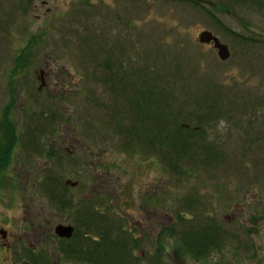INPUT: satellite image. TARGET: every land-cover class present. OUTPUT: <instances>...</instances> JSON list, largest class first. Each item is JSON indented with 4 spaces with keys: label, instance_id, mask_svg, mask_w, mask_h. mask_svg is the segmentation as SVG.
Returning a JSON list of instances; mask_svg holds the SVG:
<instances>
[{
    "label": "rangeland",
    "instance_id": "1",
    "mask_svg": "<svg viewBox=\"0 0 264 264\" xmlns=\"http://www.w3.org/2000/svg\"><path fill=\"white\" fill-rule=\"evenodd\" d=\"M213 1L216 7L194 0H0V127L48 124V144L50 134L74 128L85 143L124 161L112 171L127 185L117 183L110 203L102 192L94 203L103 212L77 227L87 249L103 241L97 227L108 219L122 225L113 236L143 258L135 264H264V0ZM203 30L228 45L227 60L199 43ZM14 66L30 79L16 103L6 97ZM40 69L60 83L50 82L48 94L38 90ZM117 73L123 77L113 84ZM141 90L151 95L141 97ZM19 105L28 109L18 117ZM182 123L188 128L176 126ZM53 159L47 195L55 226L77 218L74 207L84 206L93 174L105 172L85 166L78 178L84 185L66 192L76 198L66 210L63 183L77 166ZM42 190L37 180L35 191ZM145 191L155 198L142 209ZM0 202V213L10 216L8 202ZM119 203L123 209L114 213ZM130 221L135 244L123 230ZM189 228L212 231L217 246L193 256L183 241ZM51 230L56 250L62 244Z\"/></svg>",
    "mask_w": 264,
    "mask_h": 264
},
{
    "label": "flooded vegetation",
    "instance_id": "2",
    "mask_svg": "<svg viewBox=\"0 0 264 264\" xmlns=\"http://www.w3.org/2000/svg\"><path fill=\"white\" fill-rule=\"evenodd\" d=\"M18 71L20 72V68L14 66L13 79H8L10 90L6 96L8 101L15 103L19 101L21 92L23 96L26 93L22 84H27L30 80L22 79L21 73ZM48 74L50 75L51 72L48 73V71L40 69L37 78L38 90L41 92L42 88L46 89L47 94L48 89L53 86L50 82L60 84L58 81L48 80ZM22 106L19 105V107ZM19 107L15 108L18 110L16 113L18 117L23 115L22 110L25 112L28 109L25 105L22 108ZM60 129L62 132H56L55 136L50 134L48 144V124L44 127L21 128L17 125L10 128L0 127V199L8 202L7 210L11 213L10 216L6 215L5 209L1 210L3 214L0 213V264H76L77 261L92 264L97 261V254L89 260L85 259V255H83L84 234L81 232L78 234L76 230L81 225L83 227L90 226L87 221H94L97 219L96 213L103 212L94 203L96 199L101 198L102 192H105V199L110 203L108 198L111 194L113 198L114 193L120 188L117 183L121 186L127 185L126 181L118 182L120 176L113 174L112 171L115 165H121L124 161L112 158L107 154V149L98 151L95 149V144L85 143L84 137L70 132L74 128H69L67 131L64 127ZM87 144L88 146H86ZM57 152L60 154L58 155ZM57 157L64 165L71 162L77 166L76 172L72 174L71 178L66 174L68 172L65 173L67 177L63 183L65 196L62 204L66 210L73 206L72 202L76 199L72 197L71 192L70 196H67L66 192L69 190L68 188H81V184L84 185V181L78 178L83 177L85 166L92 168L93 171L99 169L105 174L101 173V177H96L93 174L95 181L88 184L92 192L88 196H81L85 200L84 206L79 210V203H77L74 207L75 210L78 208V212L75 213L78 216L75 220L74 217L72 221L62 219L52 226L53 218L48 219V159L54 160L53 158ZM106 166L109 170L104 169ZM37 180L43 185L41 195L35 191ZM156 194L158 196V193ZM41 196L44 203H41ZM154 198L155 196L148 195L147 191L140 199L141 208L147 209L148 202ZM75 202L76 200H74ZM92 203L95 205L93 206ZM120 205L121 203H119V207L114 206V213L117 212V208L123 209ZM132 224L130 221L129 228L127 230L123 228L124 232L129 234L130 240ZM138 224L144 230L149 228L142 220H138ZM58 225L73 226L74 232L71 237L60 238L57 236L62 245H60L61 247L57 245L56 250H52L47 236L48 230L52 232L51 229L54 228L55 232ZM160 232H157V237ZM95 241L96 239H94ZM141 260H143L142 257Z\"/></svg>",
    "mask_w": 264,
    "mask_h": 264
},
{
    "label": "trees",
    "instance_id": "3",
    "mask_svg": "<svg viewBox=\"0 0 264 264\" xmlns=\"http://www.w3.org/2000/svg\"><path fill=\"white\" fill-rule=\"evenodd\" d=\"M111 58H114V57H111ZM111 65H113V63L110 60L107 62L106 68H108V70H110ZM116 65H118V64H116ZM119 70H121V69H119ZM122 77H123V75H119L117 73L113 78V80H114L113 84H116L117 78H122ZM138 95H140L141 97H145V95H151V92L147 90V94H146L145 90H141V91H139ZM144 99L145 98H142V99L138 98V99H136V102L143 101ZM154 101H156V100L152 99V101H150L149 103H153ZM139 110H140V112L144 113V111H143L144 109L142 107H139ZM142 116H146V115L143 114ZM142 116H140V117H142ZM164 117H169V116H164ZM6 121L10 123L9 119H7ZM11 124H12V121H11ZM176 126H178L179 128H181V126H182V128H188V124H184V123L176 125ZM11 127H13V126H11ZM176 131L177 130H174V132H176ZM170 134H173V133L170 132ZM111 223H113V224H111ZM97 228H98L97 233L100 236V238L103 239V241L102 242L99 241V242H95V243L92 242L91 246L87 244L88 249L84 246V254L83 255H85L86 260L91 259L93 257V255H95V253H97L98 258H97V261L95 263H92V264H120L121 262H123L122 258L124 257V255H126L128 257V261L126 263H129L132 261L129 264H132L133 260H134V264L141 260L140 256H135L134 254H132L130 241H127V239L122 238L120 235L113 236V234H114L113 232L121 230V224L119 222H116L114 220H110V221L107 220L104 222L102 220L99 223V227H97ZM189 229H190L189 230L190 232L187 231L183 235L184 238H186V240H183V241H184V246L192 252L193 256H195L197 258L203 257V255H205L206 253L208 254L210 249L217 246V243H216L217 237L215 235H213L212 231L210 232V234H208V230L206 228H201L199 230L198 229L194 230L192 228H189ZM207 235H208V237H206ZM188 238H192V239H188ZM131 239L133 240V243L135 244L137 239H135L134 237H132ZM99 243L104 244L102 251L97 249V247L99 246ZM131 258H133V259H131ZM159 260H161V259H159Z\"/></svg>",
    "mask_w": 264,
    "mask_h": 264
},
{
    "label": "water",
    "instance_id": "4",
    "mask_svg": "<svg viewBox=\"0 0 264 264\" xmlns=\"http://www.w3.org/2000/svg\"><path fill=\"white\" fill-rule=\"evenodd\" d=\"M195 2L206 4L211 7L216 6L213 0H194ZM199 43L211 44L215 49L221 60H227L230 57V49L227 44L221 42V39L210 30H203L199 34ZM60 237H71L74 229L73 226L58 225L55 230Z\"/></svg>",
    "mask_w": 264,
    "mask_h": 264
}]
</instances>
